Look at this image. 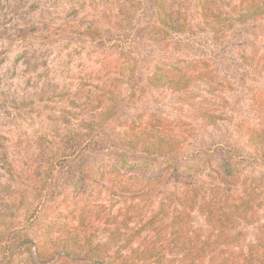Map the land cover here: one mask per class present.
I'll use <instances>...</instances> for the list:
<instances>
[{
    "label": "rangeland",
    "instance_id": "1",
    "mask_svg": "<svg viewBox=\"0 0 264 264\" xmlns=\"http://www.w3.org/2000/svg\"><path fill=\"white\" fill-rule=\"evenodd\" d=\"M239 2L0 0V264H87L63 251L71 239L109 257L166 248L158 264H174L184 232L221 234L227 257L264 264V161L224 185L220 213L211 176L144 162L140 144L174 135L191 163L221 140L202 113L264 125V75L240 58L264 54V15L202 31V8L211 21ZM158 11L190 30L167 31Z\"/></svg>",
    "mask_w": 264,
    "mask_h": 264
},
{
    "label": "trees",
    "instance_id": "2",
    "mask_svg": "<svg viewBox=\"0 0 264 264\" xmlns=\"http://www.w3.org/2000/svg\"><path fill=\"white\" fill-rule=\"evenodd\" d=\"M158 21L167 31L181 32L190 30L189 26L182 23H174L171 18L164 12L158 11ZM211 13L202 8L201 18L202 24L206 26L202 28V31L206 30L215 34H223L233 28L234 25L247 23L255 20L264 15V0H240L237 8L225 14L224 17L216 20L205 21L207 15ZM241 61L246 66L250 67L256 74L264 75V54L252 53L249 55H240ZM202 113V112H201ZM202 119L204 124L210 126L217 135L221 136V140L213 144V147L207 149H197V154L201 156H210L217 154L213 159L206 157L205 159H198L195 162L189 163V159L186 156L178 154L183 148V143L174 135L167 134H151L148 133L147 137H150L146 141H142L141 152L146 156L144 159L150 164L155 163L154 158H161L162 162H166L171 165L172 169L187 173L193 171L192 174L199 180H204L207 176H211L214 182L213 190L216 195V203L220 213L223 206L220 204L224 195H218L223 192L224 185L230 181H242L245 176V168L247 163L257 162L258 160L264 161V125H258L257 123H249L244 118H232L229 115H219L216 113H202ZM226 120V123L220 124L219 121ZM136 140H128V143H124L126 146L135 149ZM244 172V176L242 173ZM245 180V178H244ZM242 186V185H241ZM244 189L245 187L242 186ZM241 188V189H242ZM249 188V187H248ZM247 188V189H248ZM236 192L241 189L234 188ZM232 197V203L238 207L239 203L246 202V200L240 197L237 193ZM205 199L201 196L199 200ZM199 203V207H203ZM205 207V206H204ZM222 207V208H221ZM209 208V206L207 207ZM207 212L209 209H206ZM224 212V211H223ZM239 215H232V220L239 219ZM3 222L0 219V243L5 238L3 231ZM114 234V233H112ZM111 235V234H110ZM109 239L112 242L128 243L129 238H123L121 236H110ZM178 245L182 249V253L177 257L174 264H239V261L245 258V253L242 249H238L233 253V258L230 259L222 253L219 246L225 243L221 234H218L215 238L209 239L208 237H201L198 234L194 236H187V233H180L178 237ZM89 241L79 242L78 240H68L62 243L63 251L73 258H79L86 260L87 264H101L105 258H110L112 263L109 264H158L160 259L168 254L169 249L163 248L164 251L155 250L153 247L143 246L137 244L133 248L131 246L125 247V251L118 252L116 255H107L102 250H94L92 247H88ZM166 250V252H165ZM44 253H38L41 256ZM89 262V263H88ZM246 263V262H244ZM247 264H250L247 262Z\"/></svg>",
    "mask_w": 264,
    "mask_h": 264
}]
</instances>
